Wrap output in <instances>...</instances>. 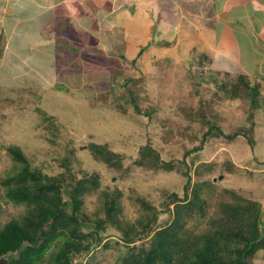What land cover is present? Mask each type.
<instances>
[{
	"label": "rangeland",
	"instance_id": "rangeland-1",
	"mask_svg": "<svg viewBox=\"0 0 264 264\" xmlns=\"http://www.w3.org/2000/svg\"><path fill=\"white\" fill-rule=\"evenodd\" d=\"M118 1L109 0V12L106 2L101 10L97 8L103 15L98 22V14L87 7L65 8L64 13L72 16L69 23L56 20L49 27L41 26V36L32 41V49L21 65L15 66L19 72H11L7 66L0 71V226L23 211V207L7 200L1 185L12 163L7 153L9 146L19 147L43 174H60L64 171L62 161L67 159L76 177H97L98 190L83 197L82 209L87 214L94 215L101 207L105 197L100 192L121 202L125 220L130 224L140 217L137 197L160 210L165 191L181 196L185 177L174 171L143 172L132 166L133 160L145 145L159 147L164 159L180 160L181 143L170 146L162 142L160 123L166 121L163 128H172L173 133H184V127L188 132L190 124L183 117L192 105L197 106L200 98L216 101V125L226 134L253 118L255 143L252 147L241 136L234 140L219 135L208 139L201 151L186 158L190 189L197 182H210L205 188L212 204L206 208L209 215L215 212L224 191L232 190L258 202L264 221V58L257 54L256 43L250 51L241 42L242 55L225 58H211L206 50L205 57L197 52L194 46L200 31L219 24L217 0H166L171 4V9L164 10L166 13L160 11L163 0L125 1L129 3L126 8L130 12V28L122 14L115 12L122 5ZM47 38L52 39L51 43ZM258 43L264 49V43ZM142 47L146 48L137 56ZM260 53L264 55L262 50ZM35 57L38 60L34 61ZM28 59L31 64L26 63ZM210 61L214 66H207ZM215 66L230 72L216 73L218 84L226 85L222 90L207 83L208 75H215ZM239 78L249 80L257 88L259 107L255 111H250L248 100H231L227 94L231 84L243 92V86L235 83ZM127 88L134 94L140 113L126 100ZM143 110H151L150 117ZM196 134L194 141H183L185 147L192 149L200 143L201 133ZM90 143L107 145L122 154L123 164L132 166L130 172L119 174L94 161ZM228 162L233 165V173L223 169ZM203 164L208 165L207 171L211 166L212 171H203L199 176L195 172L200 174ZM208 220H190L185 229L201 233ZM112 233L107 247L90 254V264H119L124 250ZM252 264H264V251L256 254Z\"/></svg>",
	"mask_w": 264,
	"mask_h": 264
},
{
	"label": "trees",
	"instance_id": "trees-1",
	"mask_svg": "<svg viewBox=\"0 0 264 264\" xmlns=\"http://www.w3.org/2000/svg\"><path fill=\"white\" fill-rule=\"evenodd\" d=\"M145 48L142 47L137 56ZM199 64L203 66L204 61ZM211 65L208 62L207 66ZM222 70L215 66L212 69L215 75L210 73L207 78V83H213L218 90L226 86L215 80L216 73H228ZM235 83L243 86L244 95L242 90L231 84V90L227 92L231 100L246 99L250 111H255L259 107L257 88L242 78ZM126 90V100L140 113L134 94L129 88ZM214 103V99L208 102L200 98L196 107L191 106L183 117L190 124L188 132L184 127V133L180 130L173 133L172 128L164 129L166 121H161V132L164 134L161 141L170 146L181 143L179 148L183 152L180 160L162 158L159 147H141L132 166L143 172L180 173L185 177V185L181 196L178 192L165 191L158 211L150 202L135 198L140 217L132 224L125 220L121 202L108 193L100 192L105 199L94 215L82 209L84 195L95 192L100 186L97 177H76L67 159L62 161L64 171L60 174H43L38 167H33L32 160L19 147H7L12 163L1 185L7 200L23 207V211L0 226L2 264H90V254L99 247L108 246L112 231L120 242L116 244L122 245L124 250L119 264H252L256 254L264 251L263 208L259 203L232 190H225V196L218 201L215 212L209 215L206 208L212 204L207 200L209 192L205 188L210 182H197L190 189L191 176L186 158L192 152L201 151L208 139L219 135L234 140L241 136L250 146L255 143L253 118L246 120L249 121L246 125L232 127L234 129L226 134L225 129L216 125ZM142 112L148 117L151 115V110ZM196 133H201L200 143L188 149L183 141H194ZM89 150L94 161L119 174H126L132 169V166L123 164L122 154L107 145L90 143ZM193 160L191 158L190 163ZM203 165L205 168L200 174L195 172L199 176L212 171L211 166L207 171L208 165ZM223 169L234 172L230 162ZM202 218L209 220L207 228L201 233L193 234L185 229L190 220ZM84 258L86 261L82 262Z\"/></svg>",
	"mask_w": 264,
	"mask_h": 264
},
{
	"label": "crops",
	"instance_id": "crops-1",
	"mask_svg": "<svg viewBox=\"0 0 264 264\" xmlns=\"http://www.w3.org/2000/svg\"><path fill=\"white\" fill-rule=\"evenodd\" d=\"M125 1L131 0H119L118 5H122L115 12L122 14L121 16L126 19L128 22L126 24L130 28V21L127 19L130 12L126 8L129 3L125 4ZM103 2H106L107 12H109V0H0V42L3 41V47H0V50L2 49V52L0 51V71H4L3 67L7 66L11 68V72L14 70L19 72L20 68L15 66L21 65L26 54L32 49V41H35L37 36H41V34L38 35L41 26L49 27L56 20H64L69 23L72 16H70V12L69 14L64 13L65 8L78 10L87 7L92 13L98 14L99 19L95 20L98 22L103 15L97 8L101 10ZM160 3L163 5L161 8L159 7L160 11L165 12L167 7L171 9L170 2L163 0ZM216 10H219L217 13L219 24H213L212 28L200 31L194 46L197 52L203 55V51L206 50V54H210L211 58L216 56L225 58L235 56V54L242 55L241 42L250 51H253L256 43L257 54L264 58V55L260 53L261 50L264 52V49L260 48L258 43H264V0H217ZM111 13L109 14L111 15ZM77 16L80 17V15ZM146 19L149 20L147 15ZM169 19L171 18L169 17ZM228 23L231 25H226ZM44 37L46 38V35ZM47 41L51 43L52 39L47 38ZM37 57L34 61L38 60ZM16 60L17 63H15ZM31 62L32 60L28 59L26 63L31 64ZM209 64L213 65V62L210 61ZM228 73L230 74L229 71Z\"/></svg>",
	"mask_w": 264,
	"mask_h": 264
},
{
	"label": "bare ground",
	"instance_id": "bare-ground-1",
	"mask_svg": "<svg viewBox=\"0 0 264 264\" xmlns=\"http://www.w3.org/2000/svg\"><path fill=\"white\" fill-rule=\"evenodd\" d=\"M93 110V109H92Z\"/></svg>",
	"mask_w": 264,
	"mask_h": 264
}]
</instances>
